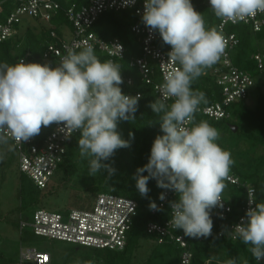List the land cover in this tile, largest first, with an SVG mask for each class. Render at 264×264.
<instances>
[{"label":"clouds","instance_id":"9594fccd","mask_svg":"<svg viewBox=\"0 0 264 264\" xmlns=\"http://www.w3.org/2000/svg\"><path fill=\"white\" fill-rule=\"evenodd\" d=\"M134 2L125 0V6ZM210 7L222 22L236 23L264 12V0H210ZM141 18L150 32L158 33L171 47L169 59L180 68L165 74L159 98L149 105L159 117L163 135L155 137L148 162L136 169L133 179L142 197L150 191V179L157 187L174 191L177 199L168 202L169 223L187 237L208 238L213 229L210 210L223 207L224 181L235 161L230 151L216 143L221 137L217 129L206 121L196 122L199 105L207 99L191 85L219 61L227 41L215 27L206 28L203 14L191 0H144ZM122 83L120 65L102 62L91 46L78 52L68 49L55 67L47 62L26 63L23 58L15 64L0 62V145L26 142L39 135L42 126L55 123L66 134L79 133V155L89 160L90 176L115 175L116 169L105 161L118 149L130 147L118 124L135 121L141 99L139 93L123 94ZM165 198L161 192L159 199ZM248 203L245 217L227 234L247 246L259 264L264 260V201L256 202L254 188H248ZM149 209L163 210L151 200ZM224 264H237V260Z\"/></svg>","mask_w":264,"mask_h":264},{"label":"trees","instance_id":"16d2710c","mask_svg":"<svg viewBox=\"0 0 264 264\" xmlns=\"http://www.w3.org/2000/svg\"><path fill=\"white\" fill-rule=\"evenodd\" d=\"M60 1L62 8L59 9V13L54 15L49 23L39 20L41 22L39 31H36L34 26L28 25L26 30L21 32L18 37L0 42V62L15 64L23 58L26 63L36 62L42 64L43 51L48 42L54 39L51 35V29H56L61 34L62 27L70 23L64 9L75 2L79 5L87 2V0ZM191 2L194 8L203 14L206 28L215 27L220 31L219 23L221 20L214 15L211 7H207L203 0H191ZM137 18L138 16L133 9H112L102 12L92 26V29L100 37L104 39L119 37L124 42L126 52L124 58L120 61L121 75L131 76L133 84L128 85L123 82L121 86L125 93L130 92L134 95L140 92L141 99L138 101L135 121H120L118 124L121 137L130 140V147L118 149L109 161H105V163H111L116 169L115 175L108 177L107 173H103L84 188L93 191V195H90L89 198L95 195L97 197L100 192H112L133 197L139 202L138 215L128 242L123 249L92 247L90 251L92 255L102 259L104 264H134L132 258L135 253L133 252L142 246V240H151L153 245L143 264H181V255L185 248L179 242L170 239L159 242L158 233L148 232L146 228L147 221L151 219L164 221L170 217L171 212L167 206L155 215L149 209L150 200L159 197L163 189L157 187L154 179H150L148 182L150 191L147 197H142L136 188L135 179H133L136 169L148 162L155 137L163 135L158 122L159 117L149 107L150 103L159 98L154 85L143 79L137 66L131 65L132 60L143 54L144 37L132 31V24ZM226 29L229 32H236L240 37L239 45L232 51L234 63L249 70L256 77L264 73V66H262L263 68L257 67V61L253 57L258 51H262L264 54V27L262 30L254 31L247 24L230 23L226 26ZM165 46L168 47L169 45L165 44ZM93 49L98 59L102 62L108 61V56L103 50L98 47ZM80 50H83V48L76 51ZM263 84L258 85L259 93L254 105H249L247 97L240 98L227 105L229 115L219 119L212 118L201 110L196 113V122L206 121L221 134L216 143L222 149L231 152L235 161L231 171L238 175L242 182H251L255 185L256 197L259 202L264 201V149L262 152L257 151L258 146L264 145ZM191 87L193 90L205 93L207 103H201V106L223 99L221 87L209 74L201 75L193 82ZM168 103L171 104L172 100H169ZM55 125L53 123L48 127L42 126L40 134L30 138V140L33 143L42 144ZM129 133L133 134L132 138H130ZM78 139L79 133L73 135L67 145L64 160L60 162L59 169L64 172L66 178L78 170L86 172L89 169V160L81 159L79 155ZM243 141L245 147L240 146ZM246 142L249 145H246ZM21 173L23 172L21 171ZM144 175H147V173H144ZM52 185L45 190L50 191L53 189ZM244 189L245 186L243 185L229 182L226 184L225 195L233 206L229 220L239 217L243 212L242 205L247 199V192ZM33 202L37 203V200L31 201V203ZM211 218L213 220L211 236L208 238H187L188 248L193 254L192 264H207L208 260L212 264H224L225 261L232 258H236L237 264H243L244 260H247L248 264H258L248 251L247 246L243 245L239 239L233 240L227 234V231L219 235L222 228L226 229V221L215 216ZM26 227L24 226L21 230ZM259 264H264V261H260Z\"/></svg>","mask_w":264,"mask_h":264},{"label":"built area","instance_id":"2783aa9c","mask_svg":"<svg viewBox=\"0 0 264 264\" xmlns=\"http://www.w3.org/2000/svg\"><path fill=\"white\" fill-rule=\"evenodd\" d=\"M203 3L210 7V0H203ZM61 8L60 0H0V42L21 35L23 31L20 24L24 16L49 23ZM123 8L135 11L138 18L132 24V31L144 37L143 54L132 60L131 65L137 66L143 79L154 85L159 97V89L164 82L165 74L175 68H180V65L169 59L168 53L171 51V47H166L159 34L150 32L142 22L144 0H135L128 6H125V0H87L83 4L79 5L75 2L66 7L64 11L70 23L62 27L61 34L56 29H51L54 39L48 42L43 51L42 64L47 62L55 67L67 55L68 49L78 50L91 46L100 48L107 54L108 60L120 65L126 52L124 42L119 37L104 39L95 33L92 26L102 12ZM230 23H244L251 26L254 31H259L264 27V12H257L255 16L236 23L230 21L219 23V30L227 41L225 52L216 64L204 70V74H209L221 87L223 99L205 106L199 105V110L215 119L229 115L227 105L240 98L248 97L250 89L256 84V76L249 70L236 65L232 59V51L239 45L240 37L236 32H229L226 29ZM253 57L257 61V67L263 68V52L258 51ZM121 76L124 83L133 84L131 76ZM120 87L125 95L135 96L138 93L141 95L140 92L134 95L130 92L125 93L121 85ZM61 127L63 126L56 124L42 144L33 143L30 139L23 143L13 141L19 153L20 170L32 180L38 189H46L51 186L53 177L59 170L60 162L64 160L67 145L76 134H66L60 130ZM227 182L245 186L247 199L242 205L241 215L229 220L233 206L226 198L225 187L222 192L223 207L217 206L210 210L211 217L215 216L226 221V229L222 228L219 235L231 231L232 227L245 217L246 211L250 207L248 188H254L255 195L257 192L253 183L242 182L233 171H230L229 178L224 181L225 184ZM162 192L166 194L165 200L161 201L157 197L152 201H155L162 209L167 206L171 212L168 202L177 199L176 193L165 189ZM256 202L259 203L257 197ZM138 210L139 202L133 197L112 192H100L88 207H73L66 211H54L39 207L32 213L31 220L23 218L19 224L20 228L30 226L35 234L50 239L96 248L123 249L128 242ZM151 212L154 215L159 213V211L152 210ZM169 220L170 217L164 221L151 219L147 221L146 228L148 232L158 233L159 242L166 239L179 242L185 248L182 251L181 264H192L193 254L188 248V237L184 235L182 229L175 230ZM20 255L21 264H25L26 261H32L33 264H48L52 258L50 252L39 250L35 246L22 247ZM207 264L212 263L208 260Z\"/></svg>","mask_w":264,"mask_h":264},{"label":"rangeland","instance_id":"374dc122","mask_svg":"<svg viewBox=\"0 0 264 264\" xmlns=\"http://www.w3.org/2000/svg\"><path fill=\"white\" fill-rule=\"evenodd\" d=\"M28 25L34 26L36 31L41 29L39 20L24 16L20 24L22 31ZM261 83H264V73L256 77V84L250 89L247 97L249 105L256 103L258 85ZM262 90L264 91V84ZM247 144L249 145L248 142ZM240 146L245 147L244 141ZM263 149L264 145L257 147L259 152ZM18 162L19 153L12 141L8 145H0V264H21V248L27 246L50 252L52 261L48 264H104L102 259L91 254L92 247L50 239L35 234L30 226L21 230L19 225L23 218L31 220L32 213L39 207L54 211L88 207L96 195L89 198L93 191L84 188L104 172L90 176L89 169L86 172L78 170L66 178L59 169L53 177V189L47 191L48 189H38L26 174L21 173ZM34 200L37 203H31ZM152 245L153 241L142 240V246L133 252L134 264H143L146 261ZM25 264L33 262L26 261Z\"/></svg>","mask_w":264,"mask_h":264},{"label":"water","instance_id":"95a60500","mask_svg":"<svg viewBox=\"0 0 264 264\" xmlns=\"http://www.w3.org/2000/svg\"><path fill=\"white\" fill-rule=\"evenodd\" d=\"M235 129V128H234Z\"/></svg>","mask_w":264,"mask_h":264}]
</instances>
